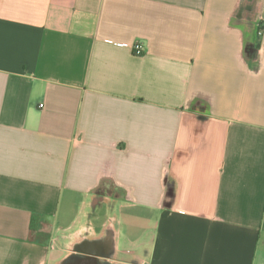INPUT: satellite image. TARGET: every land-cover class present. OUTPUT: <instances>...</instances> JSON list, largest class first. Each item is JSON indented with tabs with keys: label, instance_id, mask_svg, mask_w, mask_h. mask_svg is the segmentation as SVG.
<instances>
[{
	"label": "crops",
	"instance_id": "0c3cea01",
	"mask_svg": "<svg viewBox=\"0 0 264 264\" xmlns=\"http://www.w3.org/2000/svg\"><path fill=\"white\" fill-rule=\"evenodd\" d=\"M0 264H264V0H0Z\"/></svg>",
	"mask_w": 264,
	"mask_h": 264
},
{
	"label": "rangeland",
	"instance_id": "374dc122",
	"mask_svg": "<svg viewBox=\"0 0 264 264\" xmlns=\"http://www.w3.org/2000/svg\"><path fill=\"white\" fill-rule=\"evenodd\" d=\"M117 191L114 190L112 186H102L97 189V193L106 194V193H116Z\"/></svg>",
	"mask_w": 264,
	"mask_h": 264
},
{
	"label": "built area",
	"instance_id": "2783aa9c",
	"mask_svg": "<svg viewBox=\"0 0 264 264\" xmlns=\"http://www.w3.org/2000/svg\"><path fill=\"white\" fill-rule=\"evenodd\" d=\"M133 50L135 52V54L137 55H142L143 54V51H142V48L140 47V45H133Z\"/></svg>",
	"mask_w": 264,
	"mask_h": 264
},
{
	"label": "trees",
	"instance_id": "16d2710c",
	"mask_svg": "<svg viewBox=\"0 0 264 264\" xmlns=\"http://www.w3.org/2000/svg\"><path fill=\"white\" fill-rule=\"evenodd\" d=\"M110 194V193H109ZM111 195V194H110Z\"/></svg>",
	"mask_w": 264,
	"mask_h": 264
}]
</instances>
